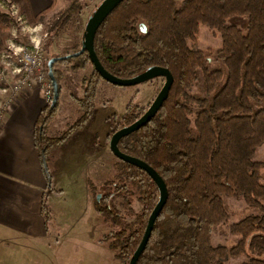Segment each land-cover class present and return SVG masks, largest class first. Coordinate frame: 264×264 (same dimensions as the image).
I'll return each instance as SVG.
<instances>
[{"label":"trees","instance_id":"16d2710c","mask_svg":"<svg viewBox=\"0 0 264 264\" xmlns=\"http://www.w3.org/2000/svg\"><path fill=\"white\" fill-rule=\"evenodd\" d=\"M9 1L18 5L32 25L45 23L55 4L52 0L47 10L35 15L29 0ZM86 5L73 0L47 24L48 34H69L72 25H80ZM243 16L245 31L228 24L229 19ZM85 25L78 46L53 64L59 98L64 78L59 65L75 75L91 67L83 78L84 95L77 100L81 117L65 133L50 136L58 99L55 107L46 105L36 120L34 143L45 169L49 152L92 118L104 81L87 52L74 56L81 50ZM201 25L221 36L222 46L214 57L210 50L196 47ZM10 27L0 10V51ZM94 49L105 70L117 78L131 79L156 66L167 68L174 79L151 122L118 144L122 153L151 166L168 191L137 264H226L240 256L248 258L242 264H264V184L260 181L264 162L253 160L264 144V0H125L97 30ZM214 60L225 71L211 68ZM48 61L46 56V65ZM147 109L129 104L124 116L112 121L109 138ZM118 163L121 175L105 184L111 191L96 199L95 205L99 213L124 219L114 201L122 197L126 206H132L133 193L126 182L137 186L141 213L106 236L121 264H129L159 200V190L143 170L119 159ZM226 198H240L254 210L230 225L231 233L239 237L231 247L214 245L211 240L214 228L231 218ZM42 212L48 222L46 200ZM121 224L118 220L117 226Z\"/></svg>","mask_w":264,"mask_h":264},{"label":"rangeland","instance_id":"374dc122","mask_svg":"<svg viewBox=\"0 0 264 264\" xmlns=\"http://www.w3.org/2000/svg\"><path fill=\"white\" fill-rule=\"evenodd\" d=\"M0 1H7L8 5H11L9 0ZM46 1L48 5L52 2V0ZM72 1L55 0L53 8L45 17V23L36 25L28 23L20 11L22 21H18L17 16L12 17L8 9L0 7L11 22L10 36L6 39V46L0 54L4 50L9 51L10 40H13L17 47L22 44L41 43L46 54L45 60L46 56L49 59L58 58L72 51L78 46L81 29L95 11L100 0H78L87 4L81 15L80 25H72L69 34L59 33L54 36L48 34L47 24L67 9ZM246 20L245 16L235 17L229 19L228 24L236 25L245 31ZM26 25L36 30L33 32L30 28L27 29ZM12 34L16 36V39L12 38ZM221 46L220 34L201 25L196 47L203 51L210 50L214 57ZM210 66L213 69L225 71L219 61L210 62ZM58 68L63 70L64 78L61 83L59 110L50 130L52 137L68 131L81 117L82 112L77 100L84 95L83 78L91 72V67L76 75L64 70L61 65ZM164 82L163 78H157L130 87H119L106 81L101 82L92 118L82 130L71 133L62 146L52 149L45 159L49 179L46 201L50 214L48 220L50 238L42 242L43 244L28 243V252H19V258L12 261H17L16 264H25V262L27 264H121L116 257V252L110 246L111 239L106 236L122 229L126 223L133 222L135 216L141 213L142 203L139 200L140 194L137 186L131 185L127 180L126 183L133 193L132 206H126L122 197L114 201L116 210L125 218L108 217L97 211L95 200L98 196L101 199L103 194L111 191V189L104 188L105 184L117 180L121 175L118 159L110 150L109 135L113 132L111 124L115 118L120 120L124 116L129 104L137 105L140 109L149 108ZM253 160L264 162V144L258 148ZM260 181L264 184V170ZM225 202L231 218L214 228L211 240L214 245L231 247L239 237L231 233L230 225L253 214L254 210L247 207L240 198H226ZM118 220L122 221L120 226H117ZM16 247L18 249L20 245ZM246 260H248L246 256H240L230 259L226 264H242Z\"/></svg>","mask_w":264,"mask_h":264},{"label":"crops","instance_id":"0c3cea01","mask_svg":"<svg viewBox=\"0 0 264 264\" xmlns=\"http://www.w3.org/2000/svg\"><path fill=\"white\" fill-rule=\"evenodd\" d=\"M29 2L34 14L52 3ZM45 106L40 90L26 91L5 114L0 134V264H16L12 260L28 252V243L43 244L50 238L42 212L49 179L34 143L36 120Z\"/></svg>","mask_w":264,"mask_h":264},{"label":"water","instance_id":"95a60500","mask_svg":"<svg viewBox=\"0 0 264 264\" xmlns=\"http://www.w3.org/2000/svg\"><path fill=\"white\" fill-rule=\"evenodd\" d=\"M123 1L125 0H103L95 9V11L92 13V15L89 17L84 30V37L82 42V47L79 53L74 54V56H78L80 53L87 52L88 56L90 58V61L94 67V69L98 72V74L101 76V78L110 83L114 86L119 87H130V86H136L141 83H145L148 81H152L157 78H163L165 80L163 87L161 88L160 92L152 102V104L149 106V108L144 112V114L136 120L133 124L121 128L117 130L110 139V150L113 153V155L132 166H135L144 172H146L149 177L154 181L156 186L159 190V200L152 211L148 223L143 235V238L134 252L129 264H137V261L143 251L145 250L149 239L151 237L155 222L162 211L168 197V191L167 187L165 185V182L161 178V176L148 164L145 162L131 157L129 155H126L122 153L119 150L118 144L119 141L131 133L138 131L140 128L151 122V120L157 115L161 107L163 106V103L166 101L169 91L171 89V86L173 84V76L171 72L167 68L163 67H151L144 71L143 73L131 78V79H120L112 74H110L108 71L105 70V68L100 63L95 49H94V40L95 35L97 33V30L101 26V24L104 22V20L112 13V11L118 7ZM59 58H51L47 62V69H48V77L52 82L53 88H54V99L52 102V108L56 106L58 99H59V90H58V83L56 81L54 72H53V64L58 61ZM100 199V196L97 198Z\"/></svg>","mask_w":264,"mask_h":264},{"label":"built area","instance_id":"2783aa9c","mask_svg":"<svg viewBox=\"0 0 264 264\" xmlns=\"http://www.w3.org/2000/svg\"><path fill=\"white\" fill-rule=\"evenodd\" d=\"M0 1L2 9H8L12 17L19 15V7L15 3ZM9 13V12H8ZM27 29L29 25L25 26ZM33 32L35 28H30ZM31 33V32H29ZM16 39L14 34L11 35ZM9 44V43H8ZM9 51L0 54V134L4 127L5 114L15 105L26 91L40 90L46 105H51L54 99V88L48 77L45 52L41 43L14 45L10 40Z\"/></svg>","mask_w":264,"mask_h":264}]
</instances>
